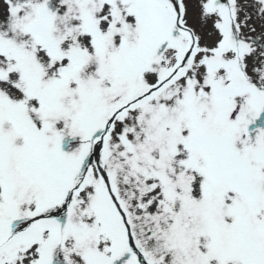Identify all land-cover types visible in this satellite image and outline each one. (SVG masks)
Here are the masks:
<instances>
[{"label": "snow or ice", "instance_id": "obj_1", "mask_svg": "<svg viewBox=\"0 0 264 264\" xmlns=\"http://www.w3.org/2000/svg\"><path fill=\"white\" fill-rule=\"evenodd\" d=\"M0 264H264V0H0Z\"/></svg>", "mask_w": 264, "mask_h": 264}]
</instances>
